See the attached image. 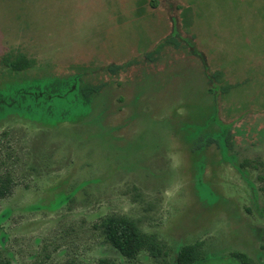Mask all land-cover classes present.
Masks as SVG:
<instances>
[{
  "label": "rangeland",
  "instance_id": "1",
  "mask_svg": "<svg viewBox=\"0 0 264 264\" xmlns=\"http://www.w3.org/2000/svg\"><path fill=\"white\" fill-rule=\"evenodd\" d=\"M179 32L238 84L227 96L214 100L187 49L159 47ZM7 53L34 66L17 75L0 63V89L67 92L0 119V169L15 181L0 201L11 264H176L197 241L202 264H238L232 252L264 264L261 167L242 166L264 164V0H0V61ZM123 63L116 76L104 70ZM78 77L105 83L92 104L71 87ZM216 105L229 146L210 122ZM209 136L217 144L192 150ZM107 215L132 218L162 251L122 257L94 229Z\"/></svg>",
  "mask_w": 264,
  "mask_h": 264
},
{
  "label": "trees",
  "instance_id": "2",
  "mask_svg": "<svg viewBox=\"0 0 264 264\" xmlns=\"http://www.w3.org/2000/svg\"><path fill=\"white\" fill-rule=\"evenodd\" d=\"M140 2L141 1H139L138 3ZM172 8L175 7L173 6ZM175 9L179 12L177 17H179V19H181L182 21L184 15L180 4H177ZM172 19L174 20V25L177 26L176 22L178 21H175L174 17H172ZM184 26L185 23L183 24V27ZM179 35L180 32L178 35L171 33L164 40H162L161 43H159V47L171 45L176 49H187L190 55L199 58L204 66L203 68L205 70L207 84L209 85L208 91L209 93H211V95H213L214 100H216L217 96L219 95L227 96L233 88L238 86V84H229L225 80L224 71L222 69H211L210 62L204 55V53L195 50V37L187 38L186 35H184V37H179ZM178 39L184 42V45L180 44ZM159 51V48L150 51L145 55V57L150 60H155L154 54L157 55ZM0 63L6 68V70L8 69L10 73L17 75L27 72L34 66V61L28 59L21 53H7L1 57ZM130 66L131 64L129 63L110 64L106 66L104 70L108 72L109 75L116 76L120 72L125 71ZM79 76H83V74H79ZM78 78H80V81H74L71 87L76 88L78 95L83 98L86 105L92 104L93 101L98 98V95L101 93L103 87L105 86V83L90 84L89 82H85L84 78ZM248 79H244L242 85L246 84L248 81H255L252 80L250 76L248 77ZM58 89H55L53 86H51V88L49 89H42L36 87L35 83L33 85H30L27 82L25 84L13 86L7 89H0V119L7 115V113L9 112H19L20 110L24 109V106H26L27 104L36 106L42 98L46 99L47 101L61 102L60 100H62L67 92L57 94V92H61V89ZM216 107L217 105L213 108V114H211L210 116V122H213L216 126L218 125L220 127V133L218 137L222 138V141L227 146H229V125H225L221 123V121H219L217 117L218 108ZM212 142L217 144L218 140L210 136L203 138L199 137L198 142L195 144L192 150L195 151L201 149L205 146L210 145ZM246 165H251L253 167L258 165L259 167H261V173L258 175L257 180L260 183L259 190L264 197V164L261 162H257V164L254 165L251 164L249 160H244L242 166ZM14 186L15 181L12 172L7 169L1 172L0 169V201L11 194ZM94 229H97L100 232L103 241L110 248L114 249L119 255L128 260L135 259L139 255V253L143 251H147L152 257H157L162 251V244L160 243L156 235L143 232L132 218L125 215H107L103 217L99 221V223L94 224ZM202 245L203 244L201 242L197 241L179 247L174 254L175 263L202 264L205 260ZM230 257L234 260H237L238 264H255L253 260L243 252H232ZM0 264H11V262L7 257L2 256L0 253ZM66 264L83 263L69 261ZM97 264H115V262L110 259L103 258L99 259Z\"/></svg>",
  "mask_w": 264,
  "mask_h": 264
}]
</instances>
